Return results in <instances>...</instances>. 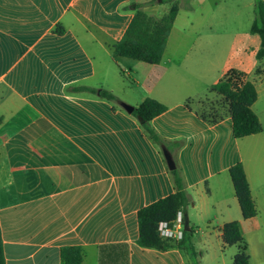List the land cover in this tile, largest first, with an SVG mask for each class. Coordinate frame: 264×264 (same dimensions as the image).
<instances>
[{
  "label": "crops",
  "instance_id": "1",
  "mask_svg": "<svg viewBox=\"0 0 264 264\" xmlns=\"http://www.w3.org/2000/svg\"><path fill=\"white\" fill-rule=\"evenodd\" d=\"M264 2V0H261ZM255 0H180L162 61L115 56L137 6L155 19L161 0H0V229L6 264H191L182 251L137 245L138 212L175 192L160 149L120 103L167 107L151 122L193 203L199 264H227L223 227L240 224L250 264H264V62L250 26ZM240 26V25H239ZM247 76L262 132L233 135L228 103L211 87ZM257 70L261 72L257 74ZM123 77L131 80L125 85ZM105 90L111 103L79 88ZM189 104V106L187 105ZM204 111L203 119L198 111ZM244 168L257 216L244 220L229 171ZM236 250V251H234ZM233 264V263H232Z\"/></svg>",
  "mask_w": 264,
  "mask_h": 264
},
{
  "label": "trees",
  "instance_id": "2",
  "mask_svg": "<svg viewBox=\"0 0 264 264\" xmlns=\"http://www.w3.org/2000/svg\"><path fill=\"white\" fill-rule=\"evenodd\" d=\"M161 3L171 4L170 11L161 19L148 16L139 10V6H137L134 18L126 33L114 48L115 56L149 65H159L161 63L168 38L180 9V0H161ZM250 33L260 37L261 45L256 58L259 63H262L264 62V2L261 0H255L254 21ZM260 72V70H257V74ZM78 90L95 94L111 103L119 102L109 91L85 87ZM211 91L222 96L228 103L233 135L236 139L246 138L262 132L261 123L252 110L258 94L254 84L247 79L245 74L230 70L223 75L218 83L211 87ZM187 105L189 106V104ZM166 110L167 107L162 103L147 98L135 108L132 114L140 123L145 134L160 149L163 147L167 148V143L153 130L151 122L165 113ZM198 113L203 119H206L204 111H198ZM169 173L174 183L175 192L142 208L138 212L139 237L137 245L144 249L163 252L177 249L186 254L191 264H199L201 253L196 250L193 244V229L190 232H185L183 239L178 242L163 239L159 234L160 224L174 221L179 212L183 214L184 221L187 210L193 203L192 196L185 187L177 164L176 169L169 171ZM229 174L243 219L250 220L255 218L257 209L243 166L241 164L235 165L230 169ZM222 239L227 247L235 246L238 248L233 264H250L247 244L243 238L239 223L226 224L222 229ZM83 256V250L80 247H65L61 250L63 264H82ZM0 264H6L1 229Z\"/></svg>",
  "mask_w": 264,
  "mask_h": 264
},
{
  "label": "built area",
  "instance_id": "3",
  "mask_svg": "<svg viewBox=\"0 0 264 264\" xmlns=\"http://www.w3.org/2000/svg\"><path fill=\"white\" fill-rule=\"evenodd\" d=\"M159 234L163 239L181 241L185 234L183 214L179 212L174 221L160 224Z\"/></svg>",
  "mask_w": 264,
  "mask_h": 264
},
{
  "label": "rangeland",
  "instance_id": "4",
  "mask_svg": "<svg viewBox=\"0 0 264 264\" xmlns=\"http://www.w3.org/2000/svg\"><path fill=\"white\" fill-rule=\"evenodd\" d=\"M161 5H163L165 9H167V8L170 6L169 3H161ZM253 17H254L253 9H251V10L249 9V10H247L246 12H244V16L241 17V20H244V21H241V22L239 23L240 26H239V25L237 26L238 29L242 31V30L244 29V27L246 28V27L250 26V19L252 20ZM244 24H245V25H244ZM243 25H244V27H243ZM123 81H124L125 85L131 83V80H129L127 77H123ZM200 111H203V110L200 109ZM233 249H236V247H234ZM197 251H198V250H197ZM234 251H236V250H234ZM198 252L206 256L205 251H203V252L198 251ZM234 254L236 255V254H237V251H236ZM227 255H228V257H227V259H226V263H227V264H232V263H233V260H231V258H232L231 256H232V255H230V252H229V254H227ZM235 255H234V257H235ZM234 257H233V258H234ZM200 258H201V257H200ZM200 258H199V260H200ZM188 259H189V258H188ZM190 263H191V262H190ZM201 264H209V257H206V259H205Z\"/></svg>",
  "mask_w": 264,
  "mask_h": 264
},
{
  "label": "water",
  "instance_id": "5",
  "mask_svg": "<svg viewBox=\"0 0 264 264\" xmlns=\"http://www.w3.org/2000/svg\"><path fill=\"white\" fill-rule=\"evenodd\" d=\"M120 106L128 114H133V112L135 110L134 107H132V106L126 104V103H120ZM162 152H163V156H164V159L166 161L168 170L169 171H174L176 169V163H175L171 153L169 152V150L166 147L162 148ZM184 230H185V232H190L191 231V227H190V223H189V219H188L187 215L184 218Z\"/></svg>",
  "mask_w": 264,
  "mask_h": 264
}]
</instances>
